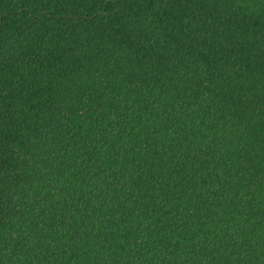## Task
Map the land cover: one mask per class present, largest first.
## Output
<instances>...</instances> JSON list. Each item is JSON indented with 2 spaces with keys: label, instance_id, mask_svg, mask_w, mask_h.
<instances>
[{
  "label": "trees",
  "instance_id": "obj_1",
  "mask_svg": "<svg viewBox=\"0 0 264 264\" xmlns=\"http://www.w3.org/2000/svg\"><path fill=\"white\" fill-rule=\"evenodd\" d=\"M0 264H264V0H0Z\"/></svg>",
  "mask_w": 264,
  "mask_h": 264
}]
</instances>
